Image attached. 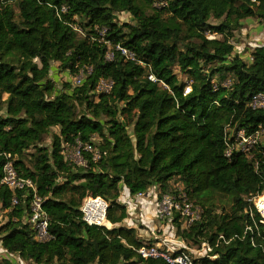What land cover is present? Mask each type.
Returning a JSON list of instances; mask_svg holds the SVG:
<instances>
[{
    "label": "trees",
    "instance_id": "1",
    "mask_svg": "<svg viewBox=\"0 0 264 264\" xmlns=\"http://www.w3.org/2000/svg\"><path fill=\"white\" fill-rule=\"evenodd\" d=\"M122 13L129 23L114 17ZM247 19L264 24V0H0V182L11 161L34 186L0 184V264H168L143 259L137 251L153 243L123 225L122 189L134 199L152 187L157 198L184 191L202 209L190 226L178 214L169 221L186 245L210 246L194 264H264L252 202L264 193V136L248 153L225 155L232 129L264 130V108L249 107L264 95V45L247 61L232 42ZM53 63L83 71L81 85L58 91ZM100 80L112 83L108 93ZM64 143L81 146L84 164ZM33 195L47 216L44 241ZM88 197L108 203V226L83 221Z\"/></svg>",
    "mask_w": 264,
    "mask_h": 264
},
{
    "label": "built area",
    "instance_id": "2",
    "mask_svg": "<svg viewBox=\"0 0 264 264\" xmlns=\"http://www.w3.org/2000/svg\"><path fill=\"white\" fill-rule=\"evenodd\" d=\"M122 56L127 59H134L133 55L130 54L126 49L117 47ZM108 58H112V55L109 54ZM90 72V69L87 70ZM83 71L75 76L74 85L80 86L84 79ZM149 80L154 81L153 77L150 76ZM112 83L104 80H100L97 85V90L100 92L108 93L111 90ZM189 92V89L186 90V93ZM249 107L252 109L264 108V95L258 94L252 98L249 103ZM264 136V130L260 129L252 134H246L244 131L234 132L232 129L228 132L226 137V157H230L233 152H242L248 153L251 149L257 144V142ZM78 149L77 155H80L81 146L76 147ZM85 151L91 152L92 149L90 146L84 147ZM97 154L94 153V157ZM83 160V159H82ZM84 162V161H83ZM84 164V163H80ZM3 176L0 184L4 187L10 189L11 191L17 192L25 189H31L34 191L33 183L21 177L12 162H7L2 168ZM146 194L139 193L136 195V199L144 198ZM13 204H16V199H13ZM253 205L260 215V223L264 224V193L254 197L252 199ZM156 214L157 218L161 221H170L175 214H178L181 219H183L185 226H190L194 222H197L201 218L202 209L192 203L186 192L179 190L177 194H162L160 197L156 198ZM32 208V223H34L35 229L37 231V237L40 241L47 240V216L41 209V199L36 195H33V200L31 204ZM108 209V203L102 198H92L88 197L83 200L82 206L80 208L82 213V218L85 223L89 226H106L107 219L106 213ZM154 235V234H152ZM160 239L157 244L150 246H142L139 248L137 253L143 258H162L168 264H194L192 253L185 245L183 241H178L181 245V248L177 251H174L167 242V239ZM204 251L208 253L211 251L209 245L203 243L196 249L197 253ZM195 252V251H192Z\"/></svg>",
    "mask_w": 264,
    "mask_h": 264
},
{
    "label": "rangeland",
    "instance_id": "3",
    "mask_svg": "<svg viewBox=\"0 0 264 264\" xmlns=\"http://www.w3.org/2000/svg\"><path fill=\"white\" fill-rule=\"evenodd\" d=\"M117 20L120 22H130V17L127 14H118ZM233 44L235 51L237 54L244 60L251 61V52L256 46L264 45V24L260 23L256 19H247L243 21L242 28L240 31H235L233 33ZM219 37V36H218ZM177 73V77L185 82V76L183 74ZM51 79L55 82L56 89L58 91L63 90V85L69 83L73 87L75 77L70 75L68 72L62 71L58 69V64L53 63L52 69L50 73ZM224 84H229L228 81ZM6 97L3 96V101ZM1 107V106H0ZM0 113H2L0 108ZM55 130V129H54ZM53 130V131H54ZM131 132V129H129ZM50 139L47 138L44 141V145H49ZM64 154L67 158L73 160L75 163L80 164L84 163L82 158L77 155V148H70L68 144H63ZM97 158V155L95 156ZM157 189L152 187L149 192L145 195L144 200L135 201L134 199H129L127 192L122 189L121 191V202L126 206L128 218L124 222V226L136 227L138 234L145 241L147 244L153 243L157 244L160 239H167L168 245L174 250L177 251L181 248V245L178 241V238H175L174 233L171 231V225L169 221H161L158 218H154V211L155 209V199L157 198ZM155 195V197H154ZM227 203V198H223L221 200L220 205H225ZM226 206V205H225ZM153 211V212H152ZM153 213V214H152ZM4 216V212L0 209V221ZM150 223V224H149ZM149 224V225H148ZM152 231L155 235H152ZM154 237H157L156 239ZM184 245L191 250L193 258H198L201 255H204L205 252L200 250V253L196 252L197 246H188L184 243ZM195 251V252H192ZM6 253L0 247V260L2 257L8 258ZM16 262V261H15ZM12 263L14 264V259H12Z\"/></svg>",
    "mask_w": 264,
    "mask_h": 264
},
{
    "label": "crops",
    "instance_id": "4",
    "mask_svg": "<svg viewBox=\"0 0 264 264\" xmlns=\"http://www.w3.org/2000/svg\"><path fill=\"white\" fill-rule=\"evenodd\" d=\"M158 194V193H157ZM154 197H155V195H154ZM135 199V198H134ZM141 200H144V199H137V200H135L136 202L137 201H141ZM120 202H121V199H120ZM155 202H156V199H155ZM122 203V202H121ZM153 211H154V218L153 219H157V214H156V205H155V209H153ZM152 211V212H153ZM153 214V213H152ZM150 224V223H149ZM148 224V225H149ZM108 225H109V223H108ZM130 227H133V226H130ZM133 228H136V227H133ZM173 233H174V231L173 230H171ZM152 234H154V232L152 231ZM155 235V234H154ZM140 236V235H139ZM141 238V237H140ZM155 239L157 238V237H154ZM142 239V238H141Z\"/></svg>",
    "mask_w": 264,
    "mask_h": 264
},
{
    "label": "bare ground",
    "instance_id": "5",
    "mask_svg": "<svg viewBox=\"0 0 264 264\" xmlns=\"http://www.w3.org/2000/svg\"><path fill=\"white\" fill-rule=\"evenodd\" d=\"M106 226H108V223H106Z\"/></svg>",
    "mask_w": 264,
    "mask_h": 264
},
{
    "label": "water",
    "instance_id": "6",
    "mask_svg": "<svg viewBox=\"0 0 264 264\" xmlns=\"http://www.w3.org/2000/svg\"><path fill=\"white\" fill-rule=\"evenodd\" d=\"M116 19H117V17L116 16H114Z\"/></svg>",
    "mask_w": 264,
    "mask_h": 264
}]
</instances>
